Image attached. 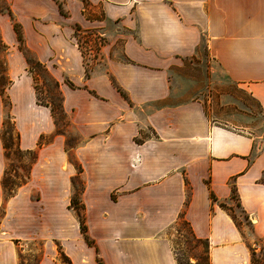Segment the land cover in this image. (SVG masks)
<instances>
[{
    "label": "crops",
    "instance_id": "1",
    "mask_svg": "<svg viewBox=\"0 0 264 264\" xmlns=\"http://www.w3.org/2000/svg\"><path fill=\"white\" fill-rule=\"evenodd\" d=\"M0 1V58L12 81L10 107L0 92V132L10 112L20 149L37 152L29 179L7 197L0 135V264H17L24 240L42 242L38 264H59L60 252L69 264H178L168 230L180 218L208 242L209 264H253L254 242L264 250V135L217 123L176 77L204 47L264 118V0ZM14 21L60 84L77 164L67 130L37 103ZM80 32L107 37L103 63L87 66ZM79 167L95 246L70 207Z\"/></svg>",
    "mask_w": 264,
    "mask_h": 264
},
{
    "label": "rangeland",
    "instance_id": "2",
    "mask_svg": "<svg viewBox=\"0 0 264 264\" xmlns=\"http://www.w3.org/2000/svg\"><path fill=\"white\" fill-rule=\"evenodd\" d=\"M79 35L80 40L83 42L82 50L86 57L85 61L87 62V66L93 67L96 63H103L99 42L101 41L102 43H105L107 37L103 36L102 40H100L94 34L89 35L80 32ZM116 47L119 48V46L116 45L115 50ZM3 51L4 47L0 45V57L2 56ZM2 61L3 60L0 58V65L4 68L5 66ZM3 78L5 81L7 80L6 76ZM37 78L40 90L39 97L43 101H48L49 98L47 95L49 96L51 95V92H55L53 82L45 73H42ZM176 85H178L177 88L181 86L185 91L192 92L194 93V96L201 98L205 104L207 113L217 123L228 125L237 130H245L253 135H264V118L261 116L257 104L249 97L242 95L240 90L228 81L227 77L221 72L217 64L209 57L204 47H202L199 55L193 57L185 68L177 75ZM59 102L60 95L57 94L55 103L58 105ZM37 103L44 106L41 102L37 101ZM3 119L4 124L1 127V131L5 132L7 141L13 146L11 150V161L8 163L9 168L7 177L17 183L20 181V178L15 176L25 174V171L21 167H29L31 156L16 151L18 139L12 119L7 118L5 115ZM69 125V116L68 118L63 119L58 117L56 130H67V140L65 142L67 158L69 162L77 164L78 161L72 153V146L79 142V138ZM51 136L52 135H47L45 141H49ZM81 187V184L76 182L72 189V198L77 191H80ZM79 198L80 196H78V199L76 200L78 203L81 202ZM70 207H72L71 204ZM232 209L233 210L230 212L236 217L239 225L247 232L248 236L251 230L249 221L245 218V215L240 209L236 207ZM77 211L79 213V210ZM73 214L77 216L76 211L73 212ZM184 221L185 219L183 218L178 219L168 230L169 239L171 240L176 258L182 264L188 262V260L191 263H196L200 260L202 264H207L208 255L206 242L195 238L189 225ZM254 243L256 246L255 248H252L253 262L254 264H264V250L262 247H259V244L261 243L258 240ZM41 244V241L35 240H24L19 243L18 245L21 251L19 255L17 254V264H38L40 258L39 247ZM254 249H257V251ZM57 259L59 264H69L70 262L69 258L62 254H60L59 257L57 255Z\"/></svg>",
    "mask_w": 264,
    "mask_h": 264
},
{
    "label": "trees",
    "instance_id": "3",
    "mask_svg": "<svg viewBox=\"0 0 264 264\" xmlns=\"http://www.w3.org/2000/svg\"><path fill=\"white\" fill-rule=\"evenodd\" d=\"M59 7H60L61 12L63 14H65V11L63 9L62 3H59ZM9 13L11 14L10 11H9ZM14 28H15V31H16L17 36H18L19 48L25 54V56L27 57V61H28V65H29V71L32 74L33 79H34V82H35V90H36V95H37V101L38 102H41V104H44L45 106H49L51 108L52 115H53L56 123H57L58 117H60L61 119L67 118V114L65 113V111L63 109V105H62L63 95H62V92L60 90V84H59V82L50 74L49 70L47 69V67L44 64H42L38 60L33 59L30 56V50L28 49V47L25 45V42H24L21 25L18 22L14 21ZM77 30H80V28L77 27ZM75 34H77V31L75 32ZM2 62L4 64V61H2ZM4 71H5V67L2 68L1 65H0V92H1V95L3 97V101L5 103V106L10 107V104L11 103H10V100H9L8 95L6 93V87H9V85L11 84L12 81L10 79H7L6 81L4 80V78H3V77H5ZM42 73L47 74L51 78V80L53 82V85H54V91L55 92L54 93L51 92V95H49V96L47 95V97L49 98L48 101H43L39 97L40 90H39V85L37 83L38 82L37 81L38 80L37 77L40 76ZM88 75H89V72H88V68H87V76ZM68 83H69L70 86H74L72 84V82L68 81ZM57 94L60 95V102L58 103V105L55 103V100L57 99ZM7 118L11 119L10 112L7 114ZM0 135H1V138L3 140L6 157H7V159L10 162L11 161V150H12L13 146L10 145L9 142L7 141V136L5 135V132L4 131H1L0 132ZM16 135H17V139H18L17 132H16ZM16 151H18L19 153H25V154L30 155L31 156V163H30V165H29L28 168L21 167L25 171V174L24 175H16L15 176L17 178H20V181L17 182V183L7 177L9 166L7 167V169L5 171V175H4L3 179H2V185H3V188L5 190V193H6L7 197H10V196L14 195L15 192L17 191L18 187L21 186L23 183H25L29 179V177H30L29 176V172H30L31 164L37 158V152L36 151H34V150L23 151V150L20 149L18 143H17V146H16ZM80 172H81V167H79V169H78V175L73 179V184L75 186L76 182L77 183H80L81 186H82L81 189H80V191H81L83 189V183H82L81 179L79 178V173ZM80 191H77V193L75 194V196H73V198L71 200V205L75 209L79 210L80 228H81V232H82L85 240L87 241V243L89 245L95 246V242L88 235V227H87V224H86L85 216L82 213V211H80V210H83L84 206L81 205L80 203H78L76 201L78 199V196H79L78 194H80ZM233 198L234 199H237V195H236V190L235 189H233ZM184 222H187V221L185 220ZM187 224H188V222H187ZM199 240H201V239H199ZM203 241H205V240H203ZM205 242H206V246H207V255H208V257H207V260H208L207 264H209V244H208L207 241H205ZM96 250L98 252V249L97 248H96ZM60 253L62 255H64V253H62V252H60ZM98 260H99V263L100 264H103L102 263V260L100 258ZM177 263L178 264H182L178 259H177ZM184 264H202V263L200 262V260L197 261L196 263H191L188 260V262H186ZM253 264H254V262H253Z\"/></svg>",
    "mask_w": 264,
    "mask_h": 264
}]
</instances>
